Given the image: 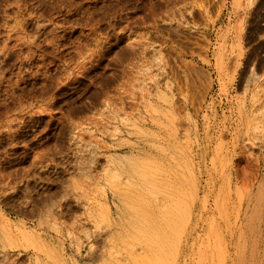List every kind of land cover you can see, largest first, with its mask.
Segmentation results:
<instances>
[{
  "label": "rangeland",
  "instance_id": "1",
  "mask_svg": "<svg viewBox=\"0 0 264 264\" xmlns=\"http://www.w3.org/2000/svg\"><path fill=\"white\" fill-rule=\"evenodd\" d=\"M0 224V264H264V0H0Z\"/></svg>",
  "mask_w": 264,
  "mask_h": 264
},
{
  "label": "bare ground",
  "instance_id": "2",
  "mask_svg": "<svg viewBox=\"0 0 264 264\" xmlns=\"http://www.w3.org/2000/svg\"><path fill=\"white\" fill-rule=\"evenodd\" d=\"M5 222H7V221H5ZM4 222V223H5ZM0 225H2V224H0ZM1 230H2V232L3 233H6L8 230H9V228H8V224L6 223V225L5 224H3V226H2V228H1ZM12 232V231H11ZM27 234V233H26ZM25 234L23 233V236H24ZM25 236H27V235H25ZM12 238V237H11ZM5 240H6V238H4ZM1 240H3V239H1ZM8 241V240H7Z\"/></svg>",
  "mask_w": 264,
  "mask_h": 264
}]
</instances>
